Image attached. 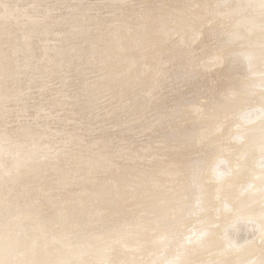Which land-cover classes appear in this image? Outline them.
<instances>
[{
	"label": "bare ground",
	"instance_id": "bare-ground-1",
	"mask_svg": "<svg viewBox=\"0 0 264 264\" xmlns=\"http://www.w3.org/2000/svg\"><path fill=\"white\" fill-rule=\"evenodd\" d=\"M261 3L0 0V259L264 264Z\"/></svg>",
	"mask_w": 264,
	"mask_h": 264
},
{
	"label": "snow or ice",
	"instance_id": "snow-or-ice-1",
	"mask_svg": "<svg viewBox=\"0 0 264 264\" xmlns=\"http://www.w3.org/2000/svg\"><path fill=\"white\" fill-rule=\"evenodd\" d=\"M261 7H264V0H262ZM262 242H264V234H262ZM0 264H14V262L9 261V260L0 259Z\"/></svg>",
	"mask_w": 264,
	"mask_h": 264
}]
</instances>
